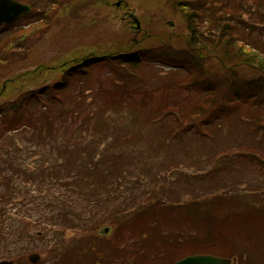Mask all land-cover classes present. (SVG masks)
Masks as SVG:
<instances>
[{
	"label": "trees",
	"instance_id": "obj_1",
	"mask_svg": "<svg viewBox=\"0 0 264 264\" xmlns=\"http://www.w3.org/2000/svg\"><path fill=\"white\" fill-rule=\"evenodd\" d=\"M20 1L31 5L32 11L26 18L34 20L33 9L38 1L46 6L62 5L64 0ZM163 1L171 9V15L178 14L182 17L185 29L181 33L171 38L167 34H157L139 53L118 51L90 58L97 54L92 53L64 60L59 65L62 76L53 86L28 91L0 105V143L7 134L24 135L26 131L38 139L44 137V130H47L53 141L60 130L66 127L63 113L70 114L71 111L80 115L74 117L77 122L78 119L82 120L77 127H84L86 132L90 130L93 137L86 142L83 138L84 131H75L79 140L74 145L85 156L82 157L85 162L83 168H86L87 173L77 174L78 181H73L71 185L77 190L74 191L75 194L85 199L82 205L84 213L81 211L74 217L70 216L68 210L64 209L71 205L66 203L68 198L63 194H60L63 209H57L59 206L54 203L42 206V202L33 203L31 199L25 201L27 191L20 202L23 206L34 204L38 208L36 211H41V206L42 209L47 207L48 214L53 213L48 222L43 216L31 222L55 225L58 220L57 224H61L62 228H77L80 235L89 234L92 242L102 238L96 234L99 225L109 224L112 234L103 239H109L107 244L114 241L112 249L121 254H137L138 264H173L181 257L201 252L236 257L237 264H254L252 257L257 256L260 259L257 264H264V200L259 198L264 197V193L250 194L252 200L244 203L243 199L236 200L237 196H232L230 192L223 191V195L217 192V195L209 198L203 190V195L197 194L188 201H172L168 204L158 197L152 198L156 196L154 189H140V182L128 177L129 171L118 172L119 168L130 164L133 159V149L122 145L130 144L129 140L119 142L118 148L122 147L120 154H116L114 150L109 151V148L115 147L113 142L103 149L95 145V136L104 135L102 129L109 128L92 125L97 119L98 100L101 96L104 98L101 101L113 104L116 108L120 105L129 106L135 101L145 107L146 104L153 105L154 110L147 117L148 122L162 127L161 129L168 128L165 129L170 137L168 143L172 139H181L185 143V151L188 149L189 145L186 143L190 136L209 138V128L219 126L232 113L242 121L243 117L237 112L242 111L245 106L247 109L244 114L250 120L248 134L253 138L254 145L248 144L245 149L250 153L244 157L248 164L256 165L264 175V41L261 38L264 35V0ZM36 22L42 23L41 19ZM23 32V29L14 32L11 40L7 41L9 48H14L21 42L24 44ZM140 55L163 66L184 68L187 70L186 76L179 77L177 70H169L167 75L160 77L157 72L152 71L153 79H147L141 70ZM70 60L72 62L68 64ZM43 68L42 65L39 66L33 74L39 73ZM102 68L109 70L110 75L104 81L98 79V89L90 83L84 84V80L94 69ZM144 80L143 83L139 82ZM76 83L81 88L80 93L76 96L64 93L68 86L79 91ZM86 91L91 93L89 104L85 101V95L88 94ZM57 106L61 108L58 110ZM250 106H257V109L252 110ZM44 108H47L45 113L42 112ZM54 110L60 112L57 117L54 116ZM60 124L62 125L59 126ZM107 137L100 136L97 141L101 144ZM121 139L118 134L116 141ZM138 140L135 141L136 144ZM7 146L10 150L0 154V177L4 170H10L13 176L25 179L27 183L28 175L34 176V172L29 173L27 168L20 165L19 159H14V142ZM217 153L219 155L218 149ZM67 155L68 153L64 154L65 159ZM209 159L216 166V157L211 156ZM181 173L178 170L177 174ZM213 173L210 169L202 174H188L186 180L189 185L194 184V181L205 180ZM22 183L24 181L21 180ZM4 186L12 192V178L8 180L6 175L2 177L0 189ZM260 190L261 188L256 191ZM151 192L154 195L151 196ZM8 195L0 193V223L6 222L2 204L11 203V196ZM150 196L154 199L153 202L144 200ZM117 200H122L121 204L113 205ZM55 210L57 213H54ZM89 214L91 215L87 221L85 217ZM96 215L99 217L96 218ZM62 216L63 223L60 219ZM1 229L5 228L0 224ZM53 231L52 242L42 243V247L49 248L48 257L53 264H59L60 260L68 259L72 253L70 244L66 246L64 253L56 249L54 244L62 242L63 234L60 230ZM11 236L20 241L21 234L0 231V243L12 248ZM29 240L36 241L33 238ZM59 248L64 249L63 246ZM36 249L37 246H34L33 250ZM9 250L8 255L11 256L13 251ZM93 250L96 251L97 260L102 262V258L106 257V246L97 242ZM251 252L253 256L250 255ZM114 258L118 261L122 259L120 254Z\"/></svg>",
	"mask_w": 264,
	"mask_h": 264
},
{
	"label": "rangeland",
	"instance_id": "obj_2",
	"mask_svg": "<svg viewBox=\"0 0 264 264\" xmlns=\"http://www.w3.org/2000/svg\"><path fill=\"white\" fill-rule=\"evenodd\" d=\"M114 2L116 0H110V3H104L102 0H93V2L64 0L62 5L47 4L45 6L41 1H38L37 6L33 9L34 20L21 17L10 27L0 29V105L28 91L44 88V86H53L62 76L63 72L59 65L64 60L77 56L83 57L92 52L139 53L157 34H167L171 38L185 29L182 17L178 14L171 15V9L165 6L163 0H126L127 3H123L121 7L115 6ZM129 12H133L140 20L138 32L131 26L128 19H122L124 14ZM242 16L245 19V16ZM38 19H41L42 23L36 22ZM169 21L173 23L172 26L167 23ZM21 29L24 30L22 34L25 37L23 38L25 45L21 42L20 45L9 48L7 41L11 40L14 32ZM261 38L264 41V35ZM70 62L72 60L68 64ZM41 65L44 67L43 70L33 74V71ZM141 65V70L144 71L147 79H153L152 71L157 72L160 77L167 75L166 72L169 70H177L179 77H185L187 73L184 68L163 67L159 62L143 56H141ZM18 75H22L21 78H15ZM109 75L110 71L106 68L94 69L84 80V84L90 83L91 86L98 89V79L104 81ZM139 82L143 83L145 80ZM76 86L79 87V91L68 86L64 93L76 96L81 92L77 83ZM74 92L75 94H73ZM90 95V92L85 95V101L88 104ZM102 99L104 98L101 96L98 100L100 101L98 115L92 125L108 126L109 128L108 130L102 129L101 132L104 135L95 136V145L99 149H103L113 142L115 147L109 148V151L114 150L116 154H120L122 147L118 148L119 142L129 140L130 144L122 145L126 148L129 146L127 149H133V162L119 168L118 172L129 171L130 176L128 177L132 181L140 182V189H147L146 191L154 189L156 196L152 198L158 197L168 204L172 201L185 202L197 194L203 195L204 190L207 192L206 197L209 198L217 195V192H221L222 195L230 192L232 196H237L236 200L243 199L246 203L252 200L250 194L264 193V175L258 171L256 165L248 164L244 157L250 153L245 148L248 144H252L253 140L248 134L250 120L244 114V110L247 109L245 106L242 111L237 112L243 117V122L232 113L230 118L224 120L219 126L214 129L209 128L208 132L211 135L209 138L190 136L186 143L189 146L185 151V143L181 139H172L168 143L170 137L165 131L168 128L161 129L162 127L148 122L147 117L154 110L153 105L146 104L145 107L141 106L139 101H135L131 104L132 107H130L131 105H120L116 108L113 104L101 101ZM57 107L58 110L61 108ZM47 108L42 109V112L45 113ZM250 109H257V106H250ZM59 114L60 112L54 110L55 117ZM79 116L72 111L70 114L63 113L66 127L60 130L59 135L53 141H51L50 134H47V130H42L44 137H38V139L32 137L29 131H26L24 135L17 136L16 133L13 136L7 134L1 139L0 154L8 152L10 147L7 145L14 142V159L16 161L19 159L20 165L27 168L29 173L34 172L35 175H28V182L25 183V179L13 176V172L10 170H4L1 174L0 182L5 175L8 180L12 178L10 189L12 192H9L5 186L0 189V193H8V196H11V203L2 204L5 208L6 222L0 223L2 228H5L0 231L3 233L9 231L15 235L21 234V236L20 241L11 236L12 248L4 247L0 243V258L4 253L2 249L5 248L19 254V257H27L30 253L36 252L40 255L39 262L47 264L49 248L42 247V243L52 242L53 230L62 231L63 244L62 242L54 244L57 250H62V253L66 251L71 238L76 235L77 228H62L61 224H57L58 220L55 225L50 223L43 225L31 221L43 216L48 222L53 213L48 214L47 207L42 209V206L54 203L59 206L57 209H63V206L60 205V194L68 198L66 203L71 207L64 210H68L70 216L74 217L84 208L82 206L85 203L84 197L76 195L74 191L77 190H74L71 185L73 181H78L77 174L87 173L86 168H83L85 162L82 157L85 156L74 145V142L79 140L75 131H84V137H82L86 142L91 141L93 137L90 130L86 132L84 127H77L82 120L78 119L77 122L74 117ZM118 134L122 139L116 141ZM100 136L108 137L104 139L105 142L100 144L97 141ZM30 138L32 139L30 140ZM165 139L166 142H164ZM136 140H138L137 144ZM68 141L70 143H67ZM215 141L217 146H215ZM65 153H68L66 159ZM211 156L216 157V166H213L214 163L212 164L209 159ZM187 157L189 158L186 159ZM62 164L64 165L61 166ZM61 167L63 168L56 174V171ZM210 169L214 172L211 177L196 183L194 181V184H188L186 180L188 174H202ZM178 170L182 173L177 174ZM184 172L185 175H183ZM22 173L24 176L26 175L24 171ZM69 175L71 177H68ZM21 180L24 183L21 184ZM259 188L261 190L256 191ZM25 191H27L25 201L31 199L30 201L33 203L42 202L40 204L42 206L39 207L41 211H36L38 208L34 204H28V206L21 204L20 199L24 196ZM152 195L154 194L151 192ZM151 196L144 200L148 199L153 202L154 199H151ZM259 198L264 200V197L259 196ZM121 202L122 200H117L112 204H121ZM49 209L52 210L51 207ZM54 213H57L56 210ZM82 213L84 212L82 211ZM90 215L85 217L87 221H89ZM96 216V218L99 217V215ZM63 217H60L62 223ZM104 226L110 225L102 223L99 225V229ZM30 238L36 241L29 240ZM34 246H37L36 250H33ZM61 246L64 249L59 248ZM250 255L254 254L251 252ZM252 258L254 264L259 263L260 259L257 256ZM235 259L232 264L238 263V259Z\"/></svg>",
	"mask_w": 264,
	"mask_h": 264
},
{
	"label": "flooded vegetation",
	"instance_id": "obj_3",
	"mask_svg": "<svg viewBox=\"0 0 264 264\" xmlns=\"http://www.w3.org/2000/svg\"><path fill=\"white\" fill-rule=\"evenodd\" d=\"M122 19H127L125 14ZM103 238L105 237H102L101 239L97 240L98 244L105 245L107 249V252L105 253L106 257L102 258V262L97 260L96 251L93 250V247L97 245V242H92L90 239V235H84L83 233L75 238H71L72 240L69 241V244L70 252L72 253V255H70L68 259L60 260L59 264H138L136 262L137 254H121L116 250L112 249L111 245L114 244V241H110L111 243L107 244V240L109 239L104 240ZM7 250L9 249H3V251L6 252L1 256L0 261L11 260L12 264H33L28 261L29 255H27V257H19V254L13 253L11 256H9L8 253L10 252V250ZM118 254H120L122 258L119 261L114 258ZM39 261L40 258L38 260V263L35 264H43ZM47 261V264H53L49 257H47Z\"/></svg>",
	"mask_w": 264,
	"mask_h": 264
},
{
	"label": "water",
	"instance_id": "obj_4",
	"mask_svg": "<svg viewBox=\"0 0 264 264\" xmlns=\"http://www.w3.org/2000/svg\"><path fill=\"white\" fill-rule=\"evenodd\" d=\"M120 4V0L116 2V5ZM31 6L27 3L19 0H0V27L3 24H11L23 15L30 13ZM129 16L133 17L132 20L135 23V29H140L139 20L130 13ZM172 26V22H168ZM110 231L109 226L102 227L99 232L101 234H108ZM29 260L32 263H36L39 260L38 254L34 253L29 256ZM230 258L216 256L209 253H195L178 259L174 264H231ZM0 264H12L11 261H0Z\"/></svg>",
	"mask_w": 264,
	"mask_h": 264
}]
</instances>
